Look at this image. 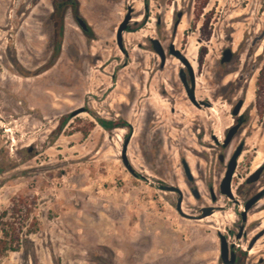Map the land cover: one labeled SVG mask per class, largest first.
<instances>
[{"label": "rangeland", "instance_id": "rangeland-1", "mask_svg": "<svg viewBox=\"0 0 264 264\" xmlns=\"http://www.w3.org/2000/svg\"><path fill=\"white\" fill-rule=\"evenodd\" d=\"M56 1L0 0V264H224L219 231L239 258L246 251L243 264H264V172L246 181L264 165V124L244 130L235 199L222 195L218 153L237 143L222 150L198 136L212 127L222 134L232 119L194 106L183 63L169 53L174 43L189 58L197 96L218 95L226 114L229 86L247 105L264 106V38L251 45L264 30V0H73L59 12ZM151 37L165 48L163 66ZM227 46L235 58L222 81ZM254 60L258 70L238 80ZM99 117L120 123L107 130ZM161 184L181 188L187 213L217 210L185 217L179 193ZM260 191L237 239L241 210Z\"/></svg>", "mask_w": 264, "mask_h": 264}, {"label": "water", "instance_id": "water-1", "mask_svg": "<svg viewBox=\"0 0 264 264\" xmlns=\"http://www.w3.org/2000/svg\"><path fill=\"white\" fill-rule=\"evenodd\" d=\"M129 18H130V16H127L126 20L122 23V25L120 26V28L118 30V41H119L120 45H122V34H123V31L127 28V22L129 20ZM78 20H79L80 24L85 28L86 24L83 22V20H81L80 18H78ZM263 38H264V30L259 35H256L254 37L253 44H255L259 40H262ZM150 40L152 42L153 49L160 55L161 65L163 66L165 64V60H166L165 48L158 38L151 37ZM169 53L171 55L179 58L183 63V66L179 70V76L181 78V81L184 84L185 91H186L187 96L190 99V101L197 106H201L202 104L211 105V102H206L204 100H199L197 98L195 68H194L193 64L191 63V61L189 60V58L180 49H178L174 43H171L169 45ZM233 55H234L233 48L230 46L225 47L224 51H223V57L221 59V62L227 63V62L231 61ZM185 68H187L189 73H190V80L187 77V72H186ZM242 104H243V100H240L238 102V106H241ZM231 133H232V129H231V132L229 134V137L231 136ZM241 151H242V145H240L236 149L234 154L231 156L229 163H228L227 170L225 171L224 176L222 178V181L220 183L221 194L225 195L231 199H235V194H234V191L232 188V180H233V175L235 173V169L237 166L238 157H239ZM124 158H125L126 163L128 164L126 155L124 156ZM182 164H183L184 172H185L187 179L190 182L194 181L195 178H194L193 171L191 169L190 164L187 162V160L185 158L182 159ZM128 166L131 168V166L129 164H128ZM263 168H264V166L261 165L252 174H250L246 179L247 183L257 181L260 178V175H261ZM0 169H1V166H0ZM160 188L164 189V190H169V191H177L179 193V198H178V202H177V209L185 217H189V218H193V219H201V218H204L206 216L213 214L217 210L218 206L209 205V206L201 207L199 214L187 213L183 210V206H182L183 192L179 186H175L172 184H161ZM191 190H192L193 194L195 195V197H197V198L200 197V193H199V190L197 187H192ZM262 196H263V191H260L246 201L243 210H241L242 220L239 223V231L236 234L237 239H239L242 236L246 221L248 219L249 210L254 206V204L260 198H262ZM213 198L216 199L215 194H214ZM263 233H264V231L261 232L259 234V236H261ZM219 236H220V248H221L220 257H221L223 263L224 264H243L241 262V258L240 259L237 258V251L234 249L235 243L230 244L227 235H225L221 231H219ZM257 238H255L253 240V242L249 245V248H251L253 246V243L255 242V240Z\"/></svg>", "mask_w": 264, "mask_h": 264}, {"label": "flooded vegetation", "instance_id": "flooded-vegetation-1", "mask_svg": "<svg viewBox=\"0 0 264 264\" xmlns=\"http://www.w3.org/2000/svg\"><path fill=\"white\" fill-rule=\"evenodd\" d=\"M22 2H23V0H17V3L19 4V6L22 4ZM72 3H73V0H66V1L57 0L56 1V10H57V12L61 11L62 8L65 7V5H70ZM18 17L19 16L17 15V11H15L13 16H12L13 20L16 21ZM257 43H259V41H257L255 44H253V40H252L251 45L253 47H255ZM224 48L222 50V55L220 56V59H219L218 76H217V78L222 80V81L227 76V74L230 72V69H228V65L235 58V50H233L234 55H233L231 61H229L227 63H222L221 59L223 57ZM260 62L261 61L254 60V62H251L247 68H243L242 70H240L238 72V75H237L238 76V80L243 81L245 79H249L258 70ZM260 69L262 70L263 67H261ZM185 70L187 72V77L190 80V73H189L187 68H185ZM195 78H196V94H197V76H196V72H195ZM183 86H184V84H183ZM229 87L226 90H224L222 92V95H221L223 98H225L226 101H230V100L232 101V103L230 104L229 108L227 109V112H228L227 114H226V111L222 110L219 106H216V104H215V99L214 98H216V96H218V95H212L211 97H205V98H202V97L199 98L197 96V98L199 100H204L206 102H211V105L202 104L201 106H197V105L194 104V106L199 111H202L204 113H206V112L211 113L210 115L207 114L208 118H213L214 117L216 119H220V118L230 117L232 119V122L225 128V130H224V132L222 134H218L214 130V127H212L211 128L212 131H208V130H206L204 128L205 131L201 132L200 135L198 136V140L199 141H203L205 139V137L209 134V138L211 139L210 142H212L214 144H217V145H221L222 150L231 147L232 144L235 143V142L237 143L232 148V150L230 152L225 153L223 151H220V153H218L219 161H221V162L226 164V167L224 169V173L227 170L229 160H230L231 156L234 154V152L236 151V149L240 145H242V151H241L238 159L240 158V156L242 155L243 151L245 150V144H246L247 140H246V136H243V135L247 134V136H248L250 131L244 132V130H246L248 127H250V125H256L255 124V122H256L255 120H259V121H261V123L264 124V106L262 104L254 105V106L253 105H249V104L247 105L246 104V100L247 99L245 97H241V96L237 97V96H235L234 95L235 90L233 88H229ZM240 100H243V104L241 106H238V102ZM222 112H223V114H222ZM261 119H263V121ZM231 129H232V133H231V136L229 137ZM236 168H237V166H236ZM257 168L252 170L250 172V174H252ZM235 171H236V169H235ZM263 172H264V168H263V170L261 172V175L263 174ZM261 175H260V177H261ZM221 181H222V179H221ZM221 181H220V183H221ZM217 190H219V192H220V184H219V187H218ZM237 258L240 259L239 256H237Z\"/></svg>", "mask_w": 264, "mask_h": 264}, {"label": "trees", "instance_id": "trees-1", "mask_svg": "<svg viewBox=\"0 0 264 264\" xmlns=\"http://www.w3.org/2000/svg\"><path fill=\"white\" fill-rule=\"evenodd\" d=\"M260 83L261 86L264 84V68L262 69V72L260 74ZM66 119L63 120V123H65ZM98 121L100 122V124L106 128L107 130H112L114 127H116L117 125H119V121H114V120H108L106 118H98ZM241 258L245 259L246 258V251H241Z\"/></svg>", "mask_w": 264, "mask_h": 264}, {"label": "bare ground", "instance_id": "bare-ground-1", "mask_svg": "<svg viewBox=\"0 0 264 264\" xmlns=\"http://www.w3.org/2000/svg\"><path fill=\"white\" fill-rule=\"evenodd\" d=\"M251 252H254V250L252 249Z\"/></svg>", "mask_w": 264, "mask_h": 264}]
</instances>
